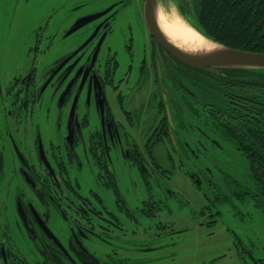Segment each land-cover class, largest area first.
Here are the masks:
<instances>
[{
	"label": "flooded vegetation",
	"instance_id": "obj_1",
	"mask_svg": "<svg viewBox=\"0 0 264 264\" xmlns=\"http://www.w3.org/2000/svg\"><path fill=\"white\" fill-rule=\"evenodd\" d=\"M29 1H15L9 29L28 19L18 9ZM145 2L89 10L73 0L59 22L54 9L47 13L26 46H10L2 34L3 264V245L7 264H152L163 245L148 237L174 231L171 202L189 203L175 189L178 177L206 201L195 215L201 225L217 224L209 219L221 217L217 205L232 195L253 203L243 195L250 178L240 186L225 164L240 163L241 152L209 120L222 114L219 75L165 49L147 25Z\"/></svg>",
	"mask_w": 264,
	"mask_h": 264
},
{
	"label": "rangeland",
	"instance_id": "obj_2",
	"mask_svg": "<svg viewBox=\"0 0 264 264\" xmlns=\"http://www.w3.org/2000/svg\"><path fill=\"white\" fill-rule=\"evenodd\" d=\"M15 1L2 0L0 7V38H3L2 34L8 33L7 42L11 44L10 46L14 45L17 40L15 48L26 46L29 43L27 33L33 36L32 32L52 9H54V13H57L56 21L59 22L66 13V9H62V7L73 2V0H30L26 4L23 3V7L18 9L19 18L25 15L28 19H21L16 24H11L9 29L8 24L11 17L14 16ZM108 3L110 0H85L89 10L98 8L97 5H107ZM162 3L164 14L161 12L159 17L163 19L166 16L168 18L179 17L177 7L172 0H162ZM89 32L87 31L86 34ZM114 35L120 37L121 33L117 32ZM73 36H79V39L84 41L80 32ZM88 38L89 36L86 37V41ZM64 40L70 43L74 38L65 37ZM225 164L238 175L240 186L243 183H250L246 174L248 164L243 157L240 163L226 161ZM182 180L183 177L174 178L173 183L175 189L189 203L171 202L173 215L169 217V221L175 223L173 230L176 232L167 229L164 233L158 234L156 231V234L152 233L148 237L151 239L149 243L157 246L163 245V248L149 255L150 260H153L152 264H252L250 258L245 260L238 253L235 244L236 236L242 240L244 247L252 250L256 257L264 255V213L262 211L257 209L251 201L246 199L242 202L232 195L229 204L217 205L222 210L221 217L213 215L209 219H217V224L212 223L213 227H209L208 223L201 225L199 220L202 221L204 218L197 220L199 217L197 212L205 205L206 201L190 180ZM240 186L232 185V190L242 191L243 188ZM205 218L207 219V217ZM4 227L5 225H0V233L3 232ZM11 228V234L15 239V229L13 226ZM152 230L155 231V225ZM148 241L146 242L148 243ZM0 264H2L1 261Z\"/></svg>",
	"mask_w": 264,
	"mask_h": 264
},
{
	"label": "trees",
	"instance_id": "obj_3",
	"mask_svg": "<svg viewBox=\"0 0 264 264\" xmlns=\"http://www.w3.org/2000/svg\"><path fill=\"white\" fill-rule=\"evenodd\" d=\"M176 1L213 40L236 49L264 52V0ZM218 77L221 81L214 85L222 89V114L209 120H214L218 130L246 159L252 184L244 187L243 195L264 213V69H233ZM2 237L0 234V245ZM236 238L244 259L264 264V255L253 256ZM0 261L3 264L1 252Z\"/></svg>",
	"mask_w": 264,
	"mask_h": 264
},
{
	"label": "water",
	"instance_id": "obj_4",
	"mask_svg": "<svg viewBox=\"0 0 264 264\" xmlns=\"http://www.w3.org/2000/svg\"><path fill=\"white\" fill-rule=\"evenodd\" d=\"M177 7V14L187 24L192 26L201 35H203L210 44L208 46H200V50L196 53H188L172 43L165 35L161 28L158 17L163 11L162 0H146L145 2V18L147 25L156 38V40L178 60L184 64L210 73L212 75H221L229 70H262L264 69V52L246 51L228 47L221 44L209 36L197 25V23L188 15L181 11L176 0H172ZM202 48V49H201ZM45 226V225H44ZM46 230V229H45ZM4 261L7 264V253L5 246H2Z\"/></svg>",
	"mask_w": 264,
	"mask_h": 264
},
{
	"label": "bare ground",
	"instance_id": "obj_5",
	"mask_svg": "<svg viewBox=\"0 0 264 264\" xmlns=\"http://www.w3.org/2000/svg\"><path fill=\"white\" fill-rule=\"evenodd\" d=\"M158 21L160 24L161 17L158 18ZM163 22L164 28H161L163 29L166 37L172 43L176 44L178 47L188 53H196V50H200V46L203 47L210 44L208 39H206L180 17L168 18L166 16V18L163 19Z\"/></svg>",
	"mask_w": 264,
	"mask_h": 264
}]
</instances>
